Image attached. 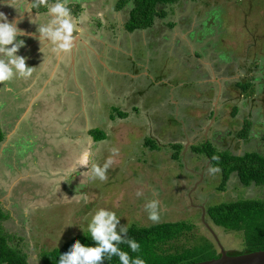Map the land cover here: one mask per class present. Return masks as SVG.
Wrapping results in <instances>:
<instances>
[{
    "label": "rangeland",
    "instance_id": "374dc122",
    "mask_svg": "<svg viewBox=\"0 0 264 264\" xmlns=\"http://www.w3.org/2000/svg\"><path fill=\"white\" fill-rule=\"evenodd\" d=\"M119 1L68 0V5L71 10H75L76 3L87 9L82 17L86 18L84 25L88 35L82 31L83 22L77 32L92 45H96L92 36L106 38L114 32V41H117L123 34L124 40L118 43L124 49L120 54L121 64H112L121 75L109 72L104 75L106 67L93 59L90 64L95 63L96 75L91 82H83L79 74L76 77L73 65L60 63L61 53L52 52L50 48L42 51L43 56H37L31 62L34 74L38 75L44 65L40 62L43 58L44 63L47 58L57 66L60 63V69L64 67L65 77L61 83L56 85L59 82L52 80L59 92L49 101L55 109L68 106L72 114L58 115L53 130H46L41 121L52 122V111L47 114V109H42L46 105L38 101V91L31 84L26 89L23 87L22 91L29 92L38 101L35 112L28 114L37 123L34 124L36 130L34 126H28L26 116L18 127L16 139L17 149L22 147L26 154L11 153L15 150L11 144L7 147L3 144L0 151L2 195L10 190L17 193V199L14 195L5 197L4 204L0 205L9 216L0 223L9 234L10 244L25 253L30 264H43V252L60 248L77 235H89L87 222L101 207L115 211L121 217L120 224L128 228L134 224L148 226L192 220L194 229L165 244L162 248L166 252H182L205 242H211L220 251L215 237L202 221V209L193 205L207 207L240 196L264 197V187L242 188L236 177L227 185V191H222L221 173L211 172L212 162L210 164L202 154L196 155L190 147L208 139L219 151L264 155V0H183L167 7L168 15L157 18L155 25L143 33L123 29L133 4L129 2L119 8ZM77 13L80 23L79 15L83 12ZM30 17L22 22L25 28L30 24L36 27ZM175 45L176 52L168 51ZM183 51L189 55L183 60L178 59V52ZM214 57L221 61V69H214L210 64L204 71L210 77L196 75L199 74L197 62L203 67ZM72 61L71 57V64ZM83 67L92 69L89 64ZM53 70L41 77L50 79ZM108 78L115 87L106 89L110 85ZM200 78H210V82L197 86L195 82ZM18 80L25 85L22 78ZM246 84L250 89L244 93L242 88ZM121 89L125 91V98L120 96ZM21 90L18 88L19 92ZM24 99L25 96L11 99L18 108L8 110L12 118L24 117L25 112L18 104L20 101L25 103ZM120 112L128 113L129 117L122 118ZM7 118L1 110L2 128L9 121ZM68 118L71 119L63 129L64 120ZM78 120L77 130L84 129V121L88 130L98 127L109 134V138L98 142L103 145L99 155L90 156L82 168L77 160L81 154L79 147L74 150L69 146L77 140L75 135L70 136L73 132L69 126ZM147 139L154 145H145ZM177 141L183 146L190 145L181 150L179 159L174 158ZM63 142L67 146H57ZM79 144L84 150L82 160L85 153H94L90 146ZM111 148H118L119 153L113 157L108 179L102 182L92 178V165L108 158ZM27 162L35 165V172L27 174ZM205 165L208 170L205 177L199 179L198 174ZM28 186L37 194L30 192L28 196L23 191ZM138 191L143 195L138 197ZM190 195L195 199L194 203H190ZM153 199L159 201L158 222L151 221L144 208L145 203ZM8 207L14 210L13 214ZM207 221L227 251L243 249L244 241L239 232L215 226L208 217Z\"/></svg>",
    "mask_w": 264,
    "mask_h": 264
},
{
    "label": "trees",
    "instance_id": "16d2710c",
    "mask_svg": "<svg viewBox=\"0 0 264 264\" xmlns=\"http://www.w3.org/2000/svg\"><path fill=\"white\" fill-rule=\"evenodd\" d=\"M74 1V0H73ZM183 0H120L118 7L123 8L129 2H132L133 7L129 13V19L125 24L128 32L149 29L155 25L157 18H165L168 15L167 7L181 3ZM55 0H49V3H54ZM71 5V4H70ZM69 6V5H68ZM40 10H47L44 7ZM81 9L80 4L76 3L73 13H77ZM196 53L200 54L198 50ZM178 55L183 60L189 53L178 52ZM201 57L203 55L201 54ZM216 57V56H215ZM215 57L213 60H215ZM221 62L215 60L213 67L221 68V65L216 64ZM198 64V76L205 75L207 63ZM206 67V68H204ZM194 72V69H191ZM240 86V84H239ZM249 84L242 88V92H246ZM173 107L176 105L173 104ZM126 114V113H125ZM122 112L119 115L122 118H128ZM129 115V114H128ZM7 122L5 125L9 124ZM2 125V124H1ZM0 125V142L7 139L5 128ZM246 129V128H244ZM93 140L99 141L109 138V134L105 130H100L98 127L90 129L88 132ZM243 133V132H242ZM240 134V133H239ZM241 137V134L239 135ZM148 146L154 145L151 139L146 140ZM174 158L179 159L182 144L174 146ZM193 151L196 155H203L210 159L214 168H219L222 182L220 189L227 191V185L233 177L239 178L240 184L244 187L256 186L264 187V155L258 152H247L244 155H236L229 151H219L208 140H204L201 144L193 145ZM218 156L219 160H213L212 157ZM207 217L212 221L213 225L223 228L226 231L239 232L240 237H243L244 246L242 250L231 251L229 254L237 255L242 253H250L258 250H264V197H249L240 196L236 199L226 200L214 205L206 207ZM9 216L4 212H0V222ZM192 220L166 221L162 223L152 224L148 226L131 225L128 235L134 237L141 245L139 253H131V255H140L145 259L146 264H188L202 260H208L220 257L218 249L211 243L205 242L201 246H194L192 249H186L182 252L169 253L163 250V246L185 233L194 229L195 225ZM9 234L5 232L4 227L0 223V264H30L25 253L13 247L8 238ZM79 240L82 244H94L89 235H77L67 241L62 247L45 251L42 254L43 264H58L59 254L68 250L74 240ZM124 250H128L126 245H121ZM103 264H119L118 258L113 257L112 260L105 259Z\"/></svg>",
    "mask_w": 264,
    "mask_h": 264
},
{
    "label": "clouds",
    "instance_id": "9594fccd",
    "mask_svg": "<svg viewBox=\"0 0 264 264\" xmlns=\"http://www.w3.org/2000/svg\"><path fill=\"white\" fill-rule=\"evenodd\" d=\"M41 7L47 9L45 14L50 20L45 24L38 23L37 12L34 17L37 19H32V22L38 24L40 43H50L54 46L52 51L56 53L70 51L77 40L73 33L78 29L77 21L74 20L72 10L68 6V0H55L52 4H49V0H31V6L24 10L31 15L32 9L37 10ZM22 19L21 16L20 19L9 20L3 12H0V83L11 81L17 76L28 78L33 73L34 67L26 64L27 57L18 54L20 48L25 45V40L21 37L36 36L35 33H28L18 26ZM110 152L111 155L102 163L92 165V178L102 182L108 179V170L112 168L113 157L118 155L119 149L111 148ZM90 156L91 153H85L79 167L86 166ZM212 159L218 161L219 157L214 156ZM209 170L215 173L219 168ZM136 195L140 197L143 193L138 191ZM144 208L151 221L160 220L159 201L150 200L145 203ZM120 218L110 208L96 209L87 222V232L94 244H82L78 239L74 240L68 250L59 254L58 264H103L105 259L110 261L113 257L118 258L119 264H146L142 256L131 255V253H139L141 245L134 237L128 235L129 228L120 224ZM118 226L119 230H117ZM121 245H126L128 250H124Z\"/></svg>",
    "mask_w": 264,
    "mask_h": 264
},
{
    "label": "crops",
    "instance_id": "0c3cea01",
    "mask_svg": "<svg viewBox=\"0 0 264 264\" xmlns=\"http://www.w3.org/2000/svg\"><path fill=\"white\" fill-rule=\"evenodd\" d=\"M87 2V1H86ZM87 6V5H86ZM86 11H87V9L86 10H84V12L81 14V15H79L80 16V20L83 22L82 23V31H84L85 29H87L86 28V26L84 25V22L86 21V18H84V17H82V15L84 14V13H86ZM96 12H97V9H96ZM35 14V13H34ZM34 14H32V15H34ZM92 18H94V17H92ZM107 22V21H106ZM87 24H89L90 25V22H87ZM84 25V26H83ZM36 28H37V26H36ZM79 29V28H78ZM138 31H141V30H138ZM136 32V31H135ZM134 32V33H135ZM88 34V33H87ZM114 32L113 33H111V34H109L108 35V37H106V38H99V41L101 42V43H106V39H107V44H105L106 46H111V45H115L116 43H115V41H114V39H115V36H114ZM81 34L79 33H77V35H76V37H79V39L77 40V42L75 43L77 46H79L78 44H79V41H80V39H81ZM155 36H157V35H155ZM92 37H94V36H92ZM130 40H132V38L130 39ZM118 42H119V39H118ZM26 45V46H25ZM25 48H24V46L23 47H21L20 48V50H19V54L20 55H23V56H26L27 57V59H26V64L28 65V66H31V67H33V65L31 64V62H32V60H33V58H35L36 57V53L39 51V50H41V51H45L47 48H50L51 50L53 49V45H51L50 43H47V42H42V43H40V41L39 42H32V44L29 42V41H27V40H25ZM23 48L26 50L25 52H23ZM77 49V48H76ZM75 49V51H68V52H65V53H63L62 54V58H61V61H60V63L61 62H63V63H65V65H68L69 67H70V65H73V67L75 68V70H76V77L78 76V74L80 75L81 73H80V71H79V73H78V70H77V68H76V66H77V64L78 63H80V61H81V57H77L76 56V54H78L77 53V51H78V49L76 50ZM53 52V51H52ZM51 52V53H52ZM82 51H80L79 52V54L81 53ZM49 55H51V54H49ZM105 55H106V53H104V51H102V52H100L99 54H97L96 55V60L98 61V62H101L102 64H104V66L106 67V71H104L105 73H104V75H106V72H110V73H117V74H120L121 75V72H119V71H116V67H107V65H106V58H104L105 57ZM52 57V56H51ZM72 57V64L70 63V58ZM98 59H100V60H98ZM218 61H220L219 59H217ZM103 61H105V62H103ZM41 62V64L43 65L41 68H40V71H39V73H38V75H36V74H34V70H33V73H32V75H31V77H28V78H22V80L25 82V85H23V82H20L19 80H18V78H21V77H15L13 80H11V81H7V82H2V83H0V102L3 104L2 105V109H0V111L2 110L4 113H5V115L8 117L7 119L9 120L8 122H10L9 124H7L6 126H4V128H5V131H6V133H7V139L5 140V141H3V142H0V151H1V149H2V147H3V144H4V146H8V144H11L14 148H15V150H12V152L11 153H15V154H17L18 156L19 155H24V154H26V150L25 151H22V147L21 148H19V149H17V147H16V139H17V137H18V127L20 126V124L22 123V121L24 120V118L27 116L28 117V120H27V122H28V126L30 127H32V126H34V130H36V126L34 125V124H37V123H35L34 121H32V119L30 118L31 116H29L28 114H29V111L32 113L33 112V110H34V112H35V109H36V104H37V102L38 101H40V102H42L44 105H46L44 108H42V109H47V110H45L46 111V113L47 114H50V112H51V114L54 116L52 119V122H50V123H43L42 121H41V123H42V125H45L46 126V130H53V125L57 122V120H58V115H60V114H65V115H70V114H72V113H69V111H68V109H69V107L68 106H64L62 109H61V107H58L57 109H55L54 107L52 108V106H51V104H50V101H49V99H51V98H53L54 96H55V93L56 92H59L58 91V86H55V85H53L52 84V80L53 79H55L56 81H58L59 83H57L56 85H59L60 83H61V81L64 79V77H65V75L62 73V70H63V68H61L60 69V67H59V65H60V63H59V65L57 66L56 64H53L51 61H50V59H47L46 58V62L44 63V58L40 61ZM117 64L118 65H120L121 64V60H118L117 61ZM210 64L212 65H215V60H212V62H207V65L210 67ZM216 64H219L220 65V63L219 62H216ZM53 66H54V68H53ZM93 67V66H92ZM52 69H54L53 70V72H52V75L50 76V79H46L45 77H41V74H45V73H49V71H51ZM215 69V68H214ZM219 69H221L220 67H219ZM240 72V71H239ZM96 75V74H95ZM82 77H85V78H87V76L86 75H82ZM225 77V76H224ZM225 79H226V77H225ZM76 81V80H75ZM19 82L20 83H22V86L21 85H19ZM110 82H111V80H109V78H108V83L110 84ZM196 84H197V86H199L200 85V83L199 82H195ZM221 82H219L218 84H220ZM29 84H31L32 85V87L34 88V89H36L37 91H38V93L36 94V95H38V101H36V100H34V98L32 97L33 95H31L29 92H26V91H22L21 89H23V87L26 89L27 87H28V85ZM180 84V83H179ZM179 84H177V88L179 89V87H178V85ZM182 85H184L183 83H182ZM50 86L52 87V86H55V88H52V89H50ZM104 88L106 87V86H103ZM111 87H115V86H111V84L109 85V88H106V89H110ZM18 88L21 90V92H19L18 91ZM84 90V89H83ZM124 92L125 91H123V92H121V97H123V98H125L124 97ZM35 95V96H36ZM22 96H25V103H23L22 101H20L18 104L19 105H21L19 108H22V112H25V115H24V117L23 118H21V116L22 115H20L19 116V118H17V119H15V118H12L11 117V115L10 114H8V110H16V109H18V108H16V106H15V103H12L11 102V99H13L14 98V100H16V98H21ZM7 98V99H6ZM5 100L7 101V102H5ZM21 100V99H20ZM138 102V101H137ZM162 103V102H161ZM154 106H157L156 105V103H152ZM136 105V104H135ZM138 106V105H137ZM41 107V106H40ZM51 110H50V109ZM26 109V111H24ZM70 119L71 118H68V119H65L64 120V124L62 125L63 126V129H65V126L68 124V121H70ZM75 123H74V125H72V126H69V130H70V132H73V134H71L70 136H74L75 135V139H77V140H75L74 141V144H70L69 146H71V147H73L74 148V150H76V148L77 147H79V149H80V151H81V154H83V147H81L80 146V142L81 143H83L84 145H86V147H88V146H90L91 147V151L92 152H94V153H92V155H91V158L93 157H95L96 155H99V153H100V150L102 149V147H103V145L101 146V145H99V143H96L94 140H93V138L90 136V134L88 133L89 132V130H88V127H87V124L86 123H84V121H82V126H83V128L84 129H81V130H77L76 128V125L80 122V120H78V121H74ZM94 122V124H95V121H93ZM1 125V124H0ZM211 126V125H210ZM48 128V129H47ZM92 129V128H91ZM14 130V131H13ZM38 130V129H37ZM83 131L85 132L84 134H83ZM13 134V135H12ZM33 135L35 134V132L34 133H32ZM12 135V136H11ZM84 135V136H83ZM11 136V137H10ZM73 138H71L70 139V141L72 140ZM83 141V142H82ZM43 144H45V142L43 143ZM58 145H60V146H62V147H65V146H67V144L65 143V142H63L62 144H57V146ZM42 146V145H41ZM73 150V151H74ZM70 152H72L71 150H69ZM80 154V156H78L77 157V160H79L78 162H80L81 163V161H82V155ZM97 163V162H96ZM81 168H82V166H80ZM27 168L29 169L28 171L29 172H27V174H31V173H33V172H35L36 171V167H35V165L33 164V163H31V162H27ZM37 171H38V169H37ZM17 171H16V169H15V172H14V176H15V179H17L18 178V173L15 175V173H16ZM0 185H2V184H0ZM30 186H28L27 188H25V189H23V191L29 196V193L31 192L33 195H35V194H37L36 192H32L31 190H30ZM6 190H8V188L6 187L5 188ZM10 193H12V194H10ZM10 194V195H9ZM17 194V193H16ZM15 193H13V192H11V190H10V192H6V194L5 195H2V191L0 190V205L3 203V200H4V198L5 197H11V196H15L16 195ZM7 195V196H6ZM32 195H30V197H31ZM8 197V198H9ZM16 197V196H15ZM29 198V197H28ZM16 199H17V197H16ZM19 199V198H18ZM4 204V203H3ZM2 208L0 207V211L2 212V210H1ZM8 209L9 210H11V208H9L8 207ZM12 211H14V210H11L10 211V213H12ZM10 213H8V214H10ZM13 214V213H12Z\"/></svg>",
    "mask_w": 264,
    "mask_h": 264
},
{
    "label": "flooded vegetation",
    "instance_id": "af4514ba",
    "mask_svg": "<svg viewBox=\"0 0 264 264\" xmlns=\"http://www.w3.org/2000/svg\"><path fill=\"white\" fill-rule=\"evenodd\" d=\"M5 4V5H4ZM7 4H8V6H7ZM49 4H51V3H49ZM31 6V0H5V2H0V12H3L7 17H8V19L9 20H14V19H18V18H20L21 16L23 17V19L21 20V23L18 25L20 28H22V29H24L26 32H28V33H35L36 34V36L35 37H32V36H26V37H21V39H24V40H27V41H29L31 44H32V42H39V39H38V36H39V33L37 32V28L36 27H33V26H31V24H30V26H27L26 28H25V26L26 25H22V22H24L23 20H25V18L26 17H29V16H31L30 17V22L32 21V19L35 17V15H36V12L38 13V19L37 18H34V19H37V22L38 23H41V24H45V23H48L49 22V20H50V18L45 14L46 12H47V10H45V11H43V10H40V9H32L31 10V15H28V13H27V11L26 10H24L25 8H27V7H30ZM80 12H82L81 10H79ZM35 13V14H34ZM73 13V12H72ZM32 14H34V15H32ZM77 14H79V13H73V17H74V20H76L77 21V29H78V27L80 26V24L81 23H78V18H77ZM28 15V16H27ZM156 23V22H155ZM126 24V23H125ZM36 26L38 27V24L36 23ZM123 27V29H126L125 28V25L124 26H122ZM87 28V27H86ZM150 29V28H149ZM149 29H144V30H141L142 31V33L144 32V31H148ZM86 31H88L87 29H85L83 32L86 34V35H88L87 33H86ZM89 32V31H88ZM137 32V31H136ZM77 31H74V33H73V35L74 36H76L77 35ZM82 36H84L83 34H81ZM143 35V34H142ZM153 35V34H152ZM81 36V39H80V41H83V43H79L78 45L79 46H77L76 44H74V46H73V48L70 50V51H75V49L77 48L78 49V51H77V53L78 54H76V56L79 58V57H81V61H80V63H78L77 64V66H76V68H77V70H78V73H79V71H80V78H81V80L83 81V82H91L92 81V78L95 76V74H96V70H95V63H91L90 64V60H93V59H96V55L97 54H99L100 52H102V51H104V53H106V55H105V57L104 58H106L105 60H106V65H107V67L109 68V67H111L112 66V64H116L117 63V61L120 59V54L121 53H124V49H123V45H121V44H118V43H122V41L124 40V38H123V34H121V35H119V42H118V40L117 41H115V45H111V46H106L105 45V43L103 44V43H101L100 41H99V39H98V37L97 36H94V38H95V41H96V45H92L90 42H88L86 39H84L83 37ZM131 36H132V34H131ZM85 37V36H84ZM90 38V37H89ZM116 38V37H115ZM107 40V39H106ZM167 41V40H166ZM81 45V46H80ZM26 46V45H25ZM25 46H24V48H25ZM80 47V48H79ZM23 48V52H25L26 50ZM76 49V50H77ZM80 51H82L80 54H79V52ZM168 51H173V52H176V45L175 46H173V47H171ZM65 53V52H64ZM91 53V54H90ZM19 54V53H18ZM37 55H36V57L37 56H40V55H42V51L41 50H39L37 53H36ZM92 54H93V56H92ZM61 55H62V53H61ZM43 56V55H42ZM35 57V58H36ZM42 60V59H41ZM40 60V61H41ZM98 60H100V59H98ZM103 62H105V61H103ZM90 65V67L93 69H88V68H86V67H83V65L85 66V65ZM96 64H97V62H96ZM98 65V64H97ZM71 66V65H70ZM93 66V67H92ZM103 66H104V64H103ZM113 67V66H112ZM92 70V71H91ZM105 72H103V74H104ZM110 73V72H109ZM77 74V73H76ZM82 75H86L87 76V78H85V77H82ZM208 77H210V76H207V78ZM197 82H199L200 84H202V85H206V84H208L209 82H210V78H209V80H206L205 78H200V79H198V81ZM218 83H219V81H217ZM120 92H123V90L121 89L120 90ZM19 100V99H18ZM5 102H7L6 100H5ZM2 103L0 102V109H2ZM186 132V131H185ZM186 134V133H185ZM187 138H188V136H187ZM190 141V140H189ZM180 141H177V144H175V145H177L178 146V144H181V143H179ZM193 145L194 144H192L191 146L190 145H184V147L186 146V149L187 148H189L188 146H190V147H193ZM183 147V148H184ZM185 152V151H184ZM181 155H182V152L180 153ZM183 155H185V153L183 154ZM208 160V162L211 164V160L210 159H207ZM208 166H209V164H208ZM212 167V166H211ZM208 170V168H207V166L205 165V166H203L202 167V169H201V171L199 172V174L198 175H200L199 176V179H201V178H204L205 177V173H206V171ZM194 171V170H193ZM192 172V171H191ZM196 172V171H195ZM198 172V171H197ZM193 174V173H192ZM197 175V176H198ZM196 181H198V180H196ZM189 198H190V203L191 202H193L194 203V198L192 197V196H189ZM198 206H200V208H201V206L202 205H198V204H196V205H193V207H198ZM203 206H205L204 204H203ZM206 207V206H205ZM199 208V207H198ZM202 209V208H201ZM206 211H207V209H206ZM203 212V211H202ZM218 252H220V251H218ZM229 253L231 252V251H228Z\"/></svg>",
    "mask_w": 264,
    "mask_h": 264
},
{
    "label": "water",
    "instance_id": "95a60500",
    "mask_svg": "<svg viewBox=\"0 0 264 264\" xmlns=\"http://www.w3.org/2000/svg\"><path fill=\"white\" fill-rule=\"evenodd\" d=\"M78 39L79 37H77V40ZM201 208L203 211L202 221L204 225L209 229V231L215 237V240L218 243V246L220 248V252H219L220 257H216V258H212L208 260H202L198 262H192L188 264H264V250H258V251H254L250 253H242V254H237V255L229 254V252L225 249V247L221 243L218 233L214 230L211 224L207 221L206 207L202 205Z\"/></svg>",
    "mask_w": 264,
    "mask_h": 264
}]
</instances>
